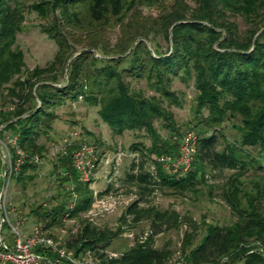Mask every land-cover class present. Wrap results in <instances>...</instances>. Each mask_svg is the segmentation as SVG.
I'll return each instance as SVG.
<instances>
[{
	"label": "trees",
	"instance_id": "1",
	"mask_svg": "<svg viewBox=\"0 0 264 264\" xmlns=\"http://www.w3.org/2000/svg\"><path fill=\"white\" fill-rule=\"evenodd\" d=\"M149 9L159 11L149 16ZM27 14L40 20V30L57 46L45 67L26 69L25 54L16 47ZM176 79L193 82L196 93L199 142L186 174L169 173L159 162L177 158L185 136L173 110L184 104ZM82 102L97 109L112 135L141 138L129 146L139 154L126 179L137 198L124 216L149 221L152 233L112 257L108 249L121 228L102 229L86 220L66 243L75 258L90 253L99 264H167L154 237L182 223L197 233L198 224L141 205L158 189L185 196L204 186L213 199L217 186L208 175L230 170L220 188L235 219L207 225L195 246L187 240L186 263L264 264V0H0V105L16 106L5 118L6 129L20 135L29 156L15 181L38 170L31 157L48 154L43 139L50 138L60 110ZM229 127L239 134L233 144L225 140ZM75 149L59 155V166L70 175L61 180L76 186L78 202L69 212L66 203L32 209L47 228L91 208L93 193L78 178ZM35 252L39 264L63 262L47 248Z\"/></svg>",
	"mask_w": 264,
	"mask_h": 264
},
{
	"label": "rangeland",
	"instance_id": "2",
	"mask_svg": "<svg viewBox=\"0 0 264 264\" xmlns=\"http://www.w3.org/2000/svg\"><path fill=\"white\" fill-rule=\"evenodd\" d=\"M158 11V9H149V11H146V15H156ZM39 23L38 18L32 14H27L23 31L18 34L16 47L25 54L26 69L47 66L53 60L57 51L56 44L40 30ZM174 89L184 100L182 108H173L177 123L183 128L184 135L190 131L198 134L199 130L194 128L198 120L195 116L196 93L193 82L186 84L180 79H176ZM13 106L16 109V106ZM2 107L8 108V106ZM59 114V119L54 124L50 138L43 139L49 152L44 159L40 157L41 161L37 164L39 165L38 170L28 172L27 174L31 178L23 182H17L13 179L11 186L7 189V185H5L2 192L4 153L0 147V195H2L0 229L4 241L12 246L16 239V234L12 228L17 223L16 214L21 217L24 223V226L21 227V234L24 235V232L32 226V218H37L31 213L32 209L40 205L52 208L58 204L66 203L69 206L72 203L69 194L70 184L61 180L62 177L68 178L70 175L62 171L63 166H59L60 153L54 157L50 151L54 144L62 146L64 140L71 139L75 132H78L80 136L78 140L71 142L72 149H75L80 143H90L98 150L99 162L95 177L89 184V190L93 193V200L95 196L98 197L109 186L113 188L109 194L104 195L102 198L109 199L107 201L112 207L114 206V210L103 213L92 222L93 225L102 229L117 230L121 228V235L112 241L108 249L110 256L118 257L137 243L143 244L148 241L152 233L151 223L147 220L134 222L132 217L124 216L127 207L137 198L135 196L136 189L131 188L126 179L136 155L139 156V154L132 153L129 146L135 140L139 142L141 138L135 139L130 133H125L123 136L112 135L108 132V125L98 116L97 109L89 107L84 102L65 106ZM7 117H9V114L4 113V122ZM9 132L14 133L11 130ZM224 134L226 135L225 140L231 144L239 138L238 132L232 127L225 130ZM220 140L222 142L220 149H222L224 139L220 138ZM232 173L233 171L224 170L214 176L208 175L209 184L217 186L213 199L208 196L207 188L204 186H201L198 194L188 193L185 196L158 189L150 198L149 203L141 205L143 209L150 206L161 211H175L182 221L189 217L193 218L198 224L197 233H194L192 229L182 223L178 228L167 230L154 237L153 245L167 255V264H187L185 260L188 247L187 240H193H191L190 246L197 245L205 234L204 229L207 225H230L234 221L235 217L223 201L220 188L227 182ZM86 215L85 213L78 218H74L73 222L67 220L68 218L65 216L61 225L52 228L46 227L45 230L50 237L60 243L62 248H66L67 241L78 234L84 222L86 220L91 222ZM46 224L45 220L39 218L35 221V226ZM75 260L76 262L73 264H99L90 253L81 254ZM41 264L45 263L42 262ZM233 264L245 263L238 260Z\"/></svg>",
	"mask_w": 264,
	"mask_h": 264
},
{
	"label": "built area",
	"instance_id": "3",
	"mask_svg": "<svg viewBox=\"0 0 264 264\" xmlns=\"http://www.w3.org/2000/svg\"><path fill=\"white\" fill-rule=\"evenodd\" d=\"M14 111V106L4 108L0 105V147L2 148L4 157L9 162L8 180L6 182L7 189L11 186L12 181L17 178L23 166L29 159L26 151L19 145L20 135L18 133H11L6 129V123L4 122L3 115L4 113L6 114ZM79 136V133L75 132L71 139L68 138L64 140V144L62 146L54 144L50 153H52V156L54 157H56L59 153L62 155L67 154L69 147L72 145L71 142L78 140ZM198 142L199 136L197 133L193 131L187 132L181 141L179 156L177 158L166 156L160 158L159 162L163 164L164 169L169 173H188L197 154ZM31 161L34 164H39L41 158L39 155H34L31 157ZM73 162L80 182L83 184H90L95 177V171L99 162L97 148L90 143L78 144L75 151H73ZM69 194L72 203L68 206V210L72 211L79 199V195L74 184H70ZM98 197L95 196L91 208L86 212V216L91 222L103 213H109L114 210V206L112 207L107 201L109 199H103L102 197H99L102 198L99 199ZM105 201H107V203H105ZM66 218H68L67 220L73 222L69 213L66 215ZM15 219L17 223L15 226H12V228L16 234V239L14 240L13 245H8L2 236L0 237V264H39L42 259L35 252L38 247H44L51 250L59 257L60 260L63 261H57L52 264H73L76 262L74 255L70 251L66 248H62L60 243L56 242L48 235L45 230L46 225L35 226L31 235L26 238L21 234V227L24 226L21 217L16 214Z\"/></svg>",
	"mask_w": 264,
	"mask_h": 264
},
{
	"label": "water",
	"instance_id": "4",
	"mask_svg": "<svg viewBox=\"0 0 264 264\" xmlns=\"http://www.w3.org/2000/svg\"><path fill=\"white\" fill-rule=\"evenodd\" d=\"M140 40H138L139 42ZM9 162L8 160L4 157V173H3V179H2V185H1V192L4 189V186L6 185V182L8 180V173H9ZM1 196L0 195V202H1ZM1 229H0V237H1ZM2 241V240H1ZM3 242V241H2Z\"/></svg>",
	"mask_w": 264,
	"mask_h": 264
},
{
	"label": "crops",
	"instance_id": "5",
	"mask_svg": "<svg viewBox=\"0 0 264 264\" xmlns=\"http://www.w3.org/2000/svg\"><path fill=\"white\" fill-rule=\"evenodd\" d=\"M37 220V218H35V217H33L32 218V221H33V223H32V226L28 229V231H26V232H24V236L27 238V237H29L30 235H31V233H32V231H33V229H34V227H35V221ZM8 245H10V244H8Z\"/></svg>",
	"mask_w": 264,
	"mask_h": 264
}]
</instances>
